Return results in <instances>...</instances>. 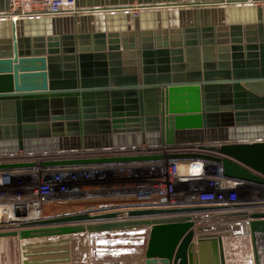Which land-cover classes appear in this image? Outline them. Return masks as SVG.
Masks as SVG:
<instances>
[{"label": "water", "instance_id": "obj_1", "mask_svg": "<svg viewBox=\"0 0 264 264\" xmlns=\"http://www.w3.org/2000/svg\"><path fill=\"white\" fill-rule=\"evenodd\" d=\"M151 6L137 15L125 8ZM80 15L0 18V154L122 146L199 148L50 165L205 159L239 187L264 188V3L246 0H76ZM9 0H0V13ZM32 165L5 163L0 169ZM222 205L80 212L27 219L20 240L145 228L141 264H227L223 236L200 211ZM194 215V216H193ZM250 219L255 264L264 212ZM196 218V219H195ZM209 230V229H207ZM260 242H263L261 240ZM66 240L35 243L31 260L70 262ZM41 247V248H40ZM48 247L50 250L42 249ZM59 250V251H58Z\"/></svg>", "mask_w": 264, "mask_h": 264}, {"label": "built area", "instance_id": "obj_2", "mask_svg": "<svg viewBox=\"0 0 264 264\" xmlns=\"http://www.w3.org/2000/svg\"><path fill=\"white\" fill-rule=\"evenodd\" d=\"M246 1L257 5L264 3V0ZM150 8L152 7L135 3L124 10L137 15L140 11ZM82 13L84 11L77 7L76 0H9V9L0 13V18L11 20L62 17ZM173 151L213 153L199 148L198 144L192 148L179 149L142 144L56 152L20 150L16 153L0 154V164L32 163L22 167L0 169V226L19 229L20 221L46 218V207L60 201L80 202V206L75 207H82L80 209L88 212L122 211L117 218L121 221L131 219L127 211L132 209L189 205L226 207L195 214L209 218L223 213L264 212V198H240L238 194L246 197L241 193L244 189L236 182L224 179L220 174L219 165L205 159L46 164L59 160L165 155ZM249 189L264 193V188ZM249 220L232 217L228 221L240 227L242 236L246 237L244 239L251 242ZM233 230L228 229L223 237L227 264H234L230 248L235 231ZM261 240L264 243V237H261ZM262 251L264 252V249ZM244 258L248 264H255L253 249ZM261 259L260 257L262 264Z\"/></svg>", "mask_w": 264, "mask_h": 264}, {"label": "rangeland", "instance_id": "obj_3", "mask_svg": "<svg viewBox=\"0 0 264 264\" xmlns=\"http://www.w3.org/2000/svg\"><path fill=\"white\" fill-rule=\"evenodd\" d=\"M240 198L245 199L244 197H240ZM73 204H75V205H73ZM79 204H80V202L60 201L56 204L48 205L46 207L48 211L46 210L45 213H47V217H48L51 215H55V214H58L61 212L68 211L71 208L78 206ZM82 206H84V204H82ZM79 208H82V207H79ZM224 221H227V220H220V219L216 220V219L209 218V217L205 216V217L201 218V221H198V224L221 223ZM234 226L232 224V225H227V226H222V227L217 226L215 228L219 229V230H217L219 233H225L230 228L232 230L233 229L235 230V231L233 230L234 234L232 236V238H233L232 243H231L232 245L230 247L231 251L233 252V254H231V256L234 257L233 263L234 264H248L247 261L244 260L245 259L244 256H246L247 253L250 252L249 244H247L248 240L244 239L246 237L242 236V234L239 230L240 227L235 228ZM244 226H245V224H244ZM132 230H136V231H125V232L120 233V234H109V235L102 237V238L113 241L114 245L107 247V248L114 249V251L112 250V253H117V249H118L119 250L118 252L120 253L118 255L119 257H127L128 252H129L131 257H135L138 260L139 257L141 258V255L143 256L144 248L146 246L148 231L145 230V228L132 229ZM47 238H51V237H46L44 239H47ZM38 239H40V238H37V240ZM0 240H1L0 241V244H1L0 245V264H64V262H49V263L46 262V260L51 259L52 256H57V253L56 254H50V253L38 254L35 257H33L34 259H37L36 262L31 260L32 259L31 256L25 255L29 252V250H27L25 248L27 245L32 244V242H31L32 239H29L30 241H28V240H20L19 238L14 237V236H7V237H1ZM42 242L47 243L48 241L47 242L42 241ZM42 242H40V243H42ZM51 244H53V243H51ZM46 248H48V247H46ZM46 248L43 247L42 249H46ZM100 248H103V247H100ZM111 249H110V251H111ZM46 250L49 251L50 249L48 248ZM101 250L105 251L104 254L101 253L102 252ZM99 252H100V254L97 255V258H107L108 257V256H106L107 252H108V251H106V249L105 250L99 249ZM79 253H80V255L82 254L83 257L79 256V257H77V259H79V260H80V258L83 259L84 264H91L94 262V260H92L91 258L89 259L88 255L86 256V254L83 253V250H79ZM115 256H117V254H115ZM86 258L89 259V260H86L87 262H85ZM79 260H77V261H79ZM71 261H72V259H71ZM71 261L65 262V263L71 264ZM138 263H140V260H138ZM76 264H79V262H76ZM80 264H82V263H80Z\"/></svg>", "mask_w": 264, "mask_h": 264}, {"label": "crops", "instance_id": "obj_4", "mask_svg": "<svg viewBox=\"0 0 264 264\" xmlns=\"http://www.w3.org/2000/svg\"><path fill=\"white\" fill-rule=\"evenodd\" d=\"M80 212H85L83 209H80L79 207H73L68 211L65 212H61L58 213L57 215H51L50 217H55V216H61V215H70V214H74V213H80ZM210 225V224H208ZM212 225V224H211ZM142 229V228H141ZM146 230V229H145ZM215 230H219L217 228H215ZM125 231H136V230H122V231H115V232H93V233H87V232H83V233H79V234H72V235H67V236H61V237H51V238H47V239H32V244H37L42 241H48L47 243H53L56 244L59 241H61V239L66 240V244H64V247L68 249L69 252L64 253L67 255L64 256H70L72 261L71 264H76V262L83 263V259L80 258L77 259V257L82 256L83 255L79 253V250H83V253L86 254V256H89V259L91 258L92 260H94L93 263L91 264H141V259L138 258V260H140V263H138V260L135 257H131L129 252H128V256L127 257H119L118 255L120 254L117 249V253H112V250L114 251V249L111 248H107L110 247L112 245H114L112 240H107L104 239L102 237H105L109 234H120L123 233ZM226 233V232H225ZM222 236L224 237V234L221 233ZM90 236V237H89ZM54 240V241H53ZM30 241V240H28ZM53 241V242H52ZM45 243V242H42ZM247 244H249V249L252 250V242L247 241ZM103 247V248H100ZM94 248V249H93ZM96 249V250H95ZM99 249H103L107 252L108 256L107 258H97V255L100 254ZM111 249V251H110ZM102 251V250H101ZM105 251H102L101 253L104 254ZM123 253V252H122ZM115 254H117V256H115ZM110 255V256H109ZM52 257H61V256H52ZM79 261H77V260ZM88 258L85 259V262H87L86 260H89ZM261 261L264 264V257L263 259H261ZM64 264H70V263H64Z\"/></svg>", "mask_w": 264, "mask_h": 264}, {"label": "bare ground", "instance_id": "obj_5", "mask_svg": "<svg viewBox=\"0 0 264 264\" xmlns=\"http://www.w3.org/2000/svg\"><path fill=\"white\" fill-rule=\"evenodd\" d=\"M241 193H244V195L246 196V197H244L245 199H248V197H255V198H264V193L263 192H261L260 190H251V189H249V188H244V191L243 192H241ZM233 194V193H232ZM239 195V197H242L241 195L242 194H238ZM237 195V196H238ZM251 195V196H250ZM56 203V202H55ZM67 204V203H66ZM65 204V205H66ZM68 205V204H67ZM66 205V206H67ZM73 205H75V204H73ZM46 210H47V208H46ZM48 211V210H47ZM55 214V213H54ZM57 215V214H56ZM194 216V215H193ZM48 217H50V216H48ZM53 217V216H52ZM196 219V218H195ZM216 219V218H215ZM217 220V219H216ZM219 220V219H218ZM223 220V219H222ZM224 220H226V219H224ZM233 224V226L235 225L234 223H232V221H224V222H221V223H212V225L210 224V225H208V224H199V225H201L202 227H204L203 228V230H206V232L207 231H214L215 233H217V234H220L221 236H222V234L221 233H219L217 230H215V227H217V226H227V225H232ZM245 224V223H244ZM235 228H237L236 226H234ZM207 229H209V230H207ZM224 234V236L226 235V233H223ZM1 241V240H0ZM261 241V238L258 240V244H259V248H258V250H259V253H260V257L263 259V257H264V252L262 251L263 249H264V243H262V242H260ZM147 242V241H146ZM1 245V244H0ZM142 256V255H141ZM140 258V257H139ZM262 264H263V262H262Z\"/></svg>", "mask_w": 264, "mask_h": 264}]
</instances>
